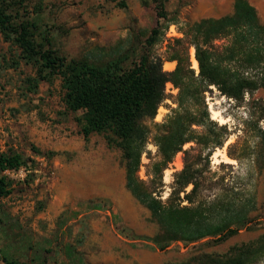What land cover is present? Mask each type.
<instances>
[{
    "label": "rangeland",
    "instance_id": "1",
    "mask_svg": "<svg viewBox=\"0 0 264 264\" xmlns=\"http://www.w3.org/2000/svg\"><path fill=\"white\" fill-rule=\"evenodd\" d=\"M247 1L264 24V0ZM233 2L164 0V21L151 0H16L11 17L33 25L42 50L51 49L66 60L103 65L126 58L123 66L128 67L147 52L152 60H161L163 71L171 72L176 63L168 60L169 47L192 24L230 15ZM155 27H160L158 40L148 47L144 42ZM194 61L190 47L189 62L197 75ZM168 64L173 67L168 69ZM209 89L204 101L210 119L225 125L229 136L214 149L209 163L203 156L199 160L205 185H210L200 197L214 199L219 186L213 183L224 178L236 199L250 200L248 228L225 240L174 242L160 250L150 240L158 226L126 188L119 149L108 145L104 133L84 139L81 112L67 109L61 78L49 75L39 61L27 60L12 36L0 30V157L18 161L0 173L10 191L0 198V264L4 258L18 264H196L200 257L222 256L262 236L264 145L253 130L264 128V121L250 120L247 110L251 99L264 103V88L245 95L241 103ZM177 92L166 83V99L154 119L145 122L150 135L137 175L147 184L149 164L158 159L154 127L176 109ZM191 145L185 144L182 151ZM182 156L178 152L163 171L161 200L183 167Z\"/></svg>",
    "mask_w": 264,
    "mask_h": 264
},
{
    "label": "trees",
    "instance_id": "2",
    "mask_svg": "<svg viewBox=\"0 0 264 264\" xmlns=\"http://www.w3.org/2000/svg\"><path fill=\"white\" fill-rule=\"evenodd\" d=\"M151 2L158 19L167 21L164 0ZM15 5L16 0H0V30L12 36L27 60L39 61L49 75L61 78L67 109L81 112L84 139L93 133H104L108 145L119 149L126 188L149 211L158 226V233L150 239L153 244L163 250L174 242L190 245L205 239L225 240L248 228L250 200L236 199L222 177L213 183L219 186L214 199L207 201L200 197L202 190L210 185H205V171L199 166L201 157L209 163L214 149L221 148L229 136L225 125L218 126L210 119L204 93L214 87L222 96L241 103L245 95L251 96L264 88V24L247 0H234L230 15L192 24L183 38L168 49V60L176 63L171 72L163 71L161 60H152L147 52L128 67L123 66L126 58L93 65L85 60L58 57L51 49L42 50L41 43H36L33 25L27 21L15 22L11 17ZM159 31L160 27L151 30L144 42L146 46L158 40ZM190 47L194 49L197 75L189 62ZM166 83L178 90L176 109L154 127L153 142L158 159L149 164L151 179L147 184L137 175L150 135L145 122L154 119L166 99ZM249 103V119L257 123L264 121L263 101L251 99ZM253 132L264 145V128L258 127ZM188 143L193 145L182 151ZM178 152L183 154V167L173 175L171 190L167 198L161 200L158 194L164 186L163 171ZM192 153H195L194 160L190 162ZM17 162L0 157V173L5 168L16 167ZM189 186L190 190L186 191ZM9 193L6 180L0 175V198ZM180 193H183L182 198ZM183 201L189 205H181ZM4 263L18 264L5 258ZM261 263H264V234L255 241L232 247L222 256L200 257L196 262Z\"/></svg>",
    "mask_w": 264,
    "mask_h": 264
},
{
    "label": "bare ground",
    "instance_id": "3",
    "mask_svg": "<svg viewBox=\"0 0 264 264\" xmlns=\"http://www.w3.org/2000/svg\"><path fill=\"white\" fill-rule=\"evenodd\" d=\"M193 63H194V66H195V65H196V62L194 61ZM196 66H197V65H196ZM167 67H168V69H171V68L173 67V64H168ZM164 69H165V68H164Z\"/></svg>",
    "mask_w": 264,
    "mask_h": 264
},
{
    "label": "crops",
    "instance_id": "4",
    "mask_svg": "<svg viewBox=\"0 0 264 264\" xmlns=\"http://www.w3.org/2000/svg\"><path fill=\"white\" fill-rule=\"evenodd\" d=\"M1 264H4V263L1 261Z\"/></svg>",
    "mask_w": 264,
    "mask_h": 264
}]
</instances>
